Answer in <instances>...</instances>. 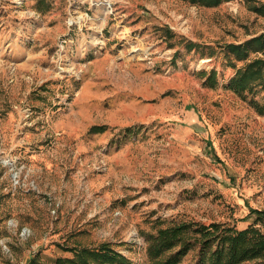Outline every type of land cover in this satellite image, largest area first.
Here are the masks:
<instances>
[{
    "label": "rangeland",
    "instance_id": "rangeland-1",
    "mask_svg": "<svg viewBox=\"0 0 264 264\" xmlns=\"http://www.w3.org/2000/svg\"><path fill=\"white\" fill-rule=\"evenodd\" d=\"M262 33L247 0H0V264L104 242L151 264L190 221L264 232V87H229L264 52L225 47Z\"/></svg>",
    "mask_w": 264,
    "mask_h": 264
},
{
    "label": "trees",
    "instance_id": "trees-1",
    "mask_svg": "<svg viewBox=\"0 0 264 264\" xmlns=\"http://www.w3.org/2000/svg\"><path fill=\"white\" fill-rule=\"evenodd\" d=\"M207 6H216L224 0H189ZM250 8L264 15V3L247 0ZM193 45H191V48ZM228 51L246 60L252 53L264 52V33L241 43H228ZM215 75V72L213 73ZM264 87V58L250 60L237 71L229 87L244 93L256 86ZM258 111L264 109L258 103ZM199 245V258L195 264H264V232L256 226L237 230L221 223L209 225L199 222H182L159 229L148 246L151 264H179L194 246ZM59 264H131L122 253L102 243L98 249L84 247L74 258H58Z\"/></svg>",
    "mask_w": 264,
    "mask_h": 264
}]
</instances>
